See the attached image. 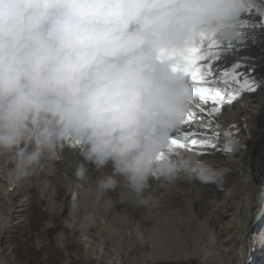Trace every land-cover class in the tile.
<instances>
[{
    "label": "clouds",
    "instance_id": "9594fccd",
    "mask_svg": "<svg viewBox=\"0 0 264 264\" xmlns=\"http://www.w3.org/2000/svg\"><path fill=\"white\" fill-rule=\"evenodd\" d=\"M256 2L0 0V173L22 187L71 145L77 187L90 162L96 190L122 187L134 207H158L151 180L221 187L225 167L171 144L197 94L183 56L209 41L231 54ZM131 232L146 242L141 224Z\"/></svg>",
    "mask_w": 264,
    "mask_h": 264
},
{
    "label": "rangeland",
    "instance_id": "374dc122",
    "mask_svg": "<svg viewBox=\"0 0 264 264\" xmlns=\"http://www.w3.org/2000/svg\"><path fill=\"white\" fill-rule=\"evenodd\" d=\"M262 21L258 15L252 14L251 10L246 17V23L244 25L247 34L251 31L250 26H253L252 31L257 30V28L260 29L252 37H256L257 35V37H264V21ZM255 48L254 42L247 40L244 44L233 47L231 54L225 55L221 53L220 58L212 62V72L214 75L209 78V84L213 91L208 93L210 99L203 105L205 111L200 112L193 108L192 121L190 124H184L181 132L199 133L205 131L208 135H213L214 133V138L210 144L191 146V150L188 151L198 152L202 158L209 160V156L213 154L212 150L214 147L219 149L223 148L221 157H226L231 154L232 159L236 162V167L240 166L243 162L250 138L246 134L245 124L239 121L240 116L237 114L233 115V112L235 106L242 102L246 96L250 99L251 96L253 97V95L259 94V84H255V82L259 80L264 81V69L256 72L258 58L251 51L255 50ZM240 49H245L247 52L250 51L249 56L254 57H236L235 52ZM216 51L220 50L218 49ZM235 64L242 65V67L234 70ZM197 66L205 67V61H197ZM234 71L235 74H233ZM225 72L228 75H223ZM237 78H239V84L235 82ZM245 79L251 82L250 87L241 86L244 84ZM216 89L220 91L224 100L217 105H213L211 97L215 96L214 90ZM230 97L233 98L231 103H228ZM214 106L219 107L220 110L209 116L208 112ZM263 119L264 116L261 117L260 123ZM258 126L255 127V131L250 137H253L257 132ZM224 132L231 134L237 141L236 151L234 153L225 147L223 141ZM177 135L178 133L175 130L172 138H175ZM244 135L246 136L245 141L242 139ZM196 138L198 139L199 137ZM79 159L80 157H78L76 151L69 145L65 148L62 160L49 163L39 176L34 177L25 184L31 191L28 206V210L30 211L28 215L27 210L21 224L7 234L9 235L7 243L9 245V253L6 259L7 264H63V261L66 259L70 261L69 264H113L108 259L104 260L97 257L98 249L101 245L104 247V252H119L121 256L126 254L134 261H137V264H206L210 260L209 257L214 255L222 257L221 264H264V244H261L263 247L261 248L260 246L259 248L254 243L255 238L257 240H264V214L258 222V225L246 237L242 257L238 253L240 247L238 241L234 240L233 242L226 243L229 247L227 252H222L218 249L214 237L216 232L213 231L217 227L214 225L209 226L211 225L209 216L213 212L219 217L220 224L230 225L237 218L240 213L241 200L239 199L232 203L231 201L224 202V198L227 197V194L232 195L240 187H232L227 181L226 184L217 187L214 184H200L197 181L190 182L186 180L180 182L177 180L174 183H166L162 179L151 180L150 188L146 194H151L160 201L164 199L171 201V208L181 209L183 213L189 211L188 206L190 204L192 205L194 201L204 211V214L197 215L199 219L195 222L197 230H192L191 238L186 241L187 243L181 245L179 248L178 246L173 248L176 249L174 252L180 255L188 254L187 258L151 261L147 254H149V227L152 225V222L145 221L144 230L147 240L144 244L145 246L138 249L131 245L137 242L131 232L132 226L141 217L143 219L148 214L159 212L161 208V211L169 208L158 204V207L151 209L136 207L134 208L135 211L132 212L118 209L112 213V207L110 205L116 201L115 199L119 198V193L123 194L125 198L131 196L121 187L117 188L114 192L101 193L102 197L97 201L95 178L99 175V172L90 162H86L88 180L81 182V186L77 187L73 171ZM108 170L106 168L103 171ZM230 178L237 181L240 176L237 173H233L230 175ZM7 185H10L9 188H6ZM168 186L172 188H168ZM17 188L19 189L21 187L12 186L8 183L4 175L0 173V220L5 221L8 211L7 202L14 197L13 194L17 192ZM179 189L189 192V195H180L179 197L168 199L172 192ZM117 191L118 193H116ZM131 198L134 199V197ZM222 203L226 207L228 206V214L224 216H221V212L225 208L217 205ZM30 213L33 214L30 215ZM1 223L0 233L2 232ZM73 225L77 227L82 226L85 229L84 237H87L85 241H79V231L74 232L71 230ZM209 229H213L212 232ZM180 230L184 234L186 233L184 227L180 228ZM58 233L61 234L62 238L59 242L56 241ZM88 239L91 242L85 243L86 241L88 242ZM143 258H145L144 263H141L140 261ZM239 261L240 263H238Z\"/></svg>",
    "mask_w": 264,
    "mask_h": 264
},
{
    "label": "bare ground",
    "instance_id": "6f19581e",
    "mask_svg": "<svg viewBox=\"0 0 264 264\" xmlns=\"http://www.w3.org/2000/svg\"><path fill=\"white\" fill-rule=\"evenodd\" d=\"M262 9H264V0H257L256 5L252 9V14L258 15L264 21V11H262ZM250 27L251 31L248 32L250 37L248 41H253L256 47L255 50L251 51L254 52V55L258 58L256 68V72H258V70L264 69V37H257L258 35L256 37H252V35L259 31L260 28L252 31L253 26ZM235 53L236 57L239 58H241V56L248 58L254 57L249 56L250 51L247 52L245 49H240ZM255 84H259V94L253 95V97L251 96L250 99L246 96L242 102L235 106L233 112V115L237 114L240 116V118L238 117L239 121L240 123L245 124L246 134L250 138L249 146L245 152V156L243 157V162L240 164V166L236 167V162L234 159H232L231 154L227 155L226 157H221L223 148L219 149L214 147L212 150L213 154L209 156V160L214 161L218 166H224V164H226L224 167L228 171L224 184H226L227 181V183H229L232 187H240L239 190L233 192L232 195L227 194V197L224 198V202L231 201L233 203L239 199L241 200L239 208L240 213L230 225L222 223L220 224V219L217 214H214V212L210 213L209 220L211 225L209 226L214 225L217 227V229L209 230L210 232H212V230L216 232L214 235L215 243L217 248L222 252H227L229 250V247L226 245V243L230 241L233 242L234 240L238 241V244L240 245L238 250L240 257H242L244 253L246 237L250 234L251 230H253L258 225V222L261 220L264 214V119L260 123L261 117L264 116V81L259 80L255 82ZM257 125H259L257 132L253 135V137H250V135L254 133L255 127ZM242 139L245 141L246 136L244 135ZM235 151L236 149L232 150V153ZM233 173H237V175L240 176L239 180L235 181L230 178V175ZM179 181L182 182L186 180L179 179ZM9 186L10 185H7L6 188H9ZM26 186L27 185L24 184L23 187L19 189L17 188V192L13 194V198L8 200L7 197V216L5 217V221L0 220V222H2V232L0 233V264H7L6 259L9 253V245L7 244L9 235L7 234L12 232L11 230H13V228L18 227L19 224H21L25 218L24 214L28 210L30 203L29 196L31 191L28 189L29 187ZM170 187L168 186V188ZM95 193L96 199L98 201L102 195L96 189ZM116 193H118V191ZM118 195L119 198L115 199L116 201L110 205L112 207V213L118 209L131 212L135 211L134 208L136 207L133 206V199L131 197L125 198V196L120 193ZM180 195L186 196L189 195V192L179 189L172 192L168 199H173L174 197L176 198ZM110 202H112V200H110ZM159 204L164 205L169 209L161 211V208L159 212L148 214L145 217L143 216V219L141 217L138 221H136V223L141 224L143 228H145V221L152 222V225L149 227L150 240L148 241L149 254L147 255L150 257L151 261L185 259L188 257V254L180 255L179 253L174 252L176 249L173 248L177 246L179 248L181 245L187 243L186 241L191 238L192 230H197L195 227V222L199 220L197 215L204 214V211L195 201L192 203V205L187 204L189 205V211L184 213L181 209L171 208V201H167V199L161 200ZM217 205H220L221 208H225L222 210L223 212H221V216L228 214V206L226 207L224 203ZM67 224L69 225V223ZM182 227H184L186 230L185 234L182 230H180ZM71 230L74 232L79 231V241L86 240L87 237H84L85 229L82 226L77 227L76 225H73ZM61 239V234L58 233L56 236V241L59 242ZM89 242L91 241L88 239V242L86 241L85 243ZM254 243L260 248L261 244H264V240H257L255 238ZM144 244L141 245L140 243L135 242L131 245L132 247L138 249L142 248V246H145ZM263 246H261V248ZM103 249V245L99 246L97 257L104 260L108 259L110 260L109 262L113 264H137V261H134L126 254L121 256L119 252H104ZM103 256H105V258H103ZM144 259L145 258H143V260L140 262L144 263ZM209 259L210 260L206 264L222 263V257H219V255H214L209 257ZM69 262L70 261L66 259L63 261V264H69ZM238 263H240V261Z\"/></svg>",
    "mask_w": 264,
    "mask_h": 264
},
{
    "label": "snow or ice",
    "instance_id": "6c2138e0",
    "mask_svg": "<svg viewBox=\"0 0 264 264\" xmlns=\"http://www.w3.org/2000/svg\"><path fill=\"white\" fill-rule=\"evenodd\" d=\"M246 23V22H245ZM207 47V52H202L201 48ZM229 47H232L229 45ZM220 48V46L215 41H209L207 45H204L201 43L198 46H194L192 49H190L186 54L183 56V66L182 71L183 73L188 76L192 83L196 86V96L192 102L191 111L187 113L181 122V124L177 127L176 131L178 135L175 138H172L171 144L175 147H178L180 149H187L191 150V146H204L208 145L213 141L214 133L213 135H208L207 132L201 131L199 133L197 132H181V129L184 124H190L192 121V109L195 108L199 110L200 112H204L205 109L203 107L204 104H206L210 96L208 95L209 92L213 91L211 89V86L209 84V78L213 77L212 72V62H214L216 59H219L221 56L220 51H216ZM205 61V67H198L197 61ZM242 65L235 64L234 70H238ZM235 74V71L234 73ZM223 75H228L227 72L223 73ZM237 84L240 83L239 78L235 81ZM250 81L245 79L244 84L241 85L249 86L250 87ZM215 96L211 97V102L213 105H217L218 103L223 102L224 97L220 93L218 89L214 90ZM219 98V100H217ZM233 97H230L228 99V103H231ZM220 109L217 106H214L210 109L208 112V115L211 116L213 113L218 112ZM210 124V122H209ZM196 137H199L198 139Z\"/></svg>",
    "mask_w": 264,
    "mask_h": 264
},
{
    "label": "trees",
    "instance_id": "16d2710c",
    "mask_svg": "<svg viewBox=\"0 0 264 264\" xmlns=\"http://www.w3.org/2000/svg\"><path fill=\"white\" fill-rule=\"evenodd\" d=\"M29 211H30V210H28V212H27V213H28V215H29ZM31 214H33V213H30V215H31ZM64 231L66 232V230H64ZM19 236H20V235H19Z\"/></svg>",
    "mask_w": 264,
    "mask_h": 264
}]
</instances>
